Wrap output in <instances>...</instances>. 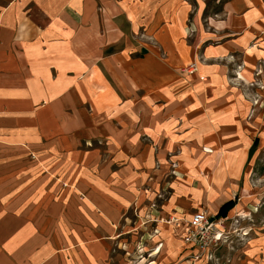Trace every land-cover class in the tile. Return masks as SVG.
<instances>
[{"label": "rangeland", "instance_id": "1", "mask_svg": "<svg viewBox=\"0 0 264 264\" xmlns=\"http://www.w3.org/2000/svg\"><path fill=\"white\" fill-rule=\"evenodd\" d=\"M183 2L188 13L170 18L166 30V19L151 27L141 16L133 35L124 33L137 50L105 51L114 58L109 77L92 65L118 103L106 109L111 98L95 107V89L85 80L91 97L82 112L58 115L73 128L49 136L42 157L49 171L55 167L57 196L71 193L60 219L65 212L83 225L86 202L98 222L100 199L107 200L115 218L108 220L107 264H264V32L258 36L264 2L243 35L237 21L227 34L233 20L222 16L225 0H204L202 12L196 0ZM230 39L244 47L224 51ZM187 55L200 58L203 73L185 66ZM244 71L246 79H239ZM226 116L232 121L222 124ZM212 141L216 146L208 148ZM228 200L232 219L221 243L195 258L196 249L184 241L189 215H216Z\"/></svg>", "mask_w": 264, "mask_h": 264}, {"label": "crops", "instance_id": "2", "mask_svg": "<svg viewBox=\"0 0 264 264\" xmlns=\"http://www.w3.org/2000/svg\"><path fill=\"white\" fill-rule=\"evenodd\" d=\"M203 1L196 0L201 12ZM225 1L222 16L233 20L227 34L237 30V21L243 35L252 14L263 10L256 5L264 0ZM187 13L183 0H0V264H107L108 220L115 219L107 200L100 199L98 222L83 202L89 214L83 225L74 224L64 197L71 193L57 196L55 167L49 171L42 156L49 136L73 128L58 115L82 112L91 97L84 84L92 65L101 67L102 76L110 73L114 58L106 50H137L139 44L123 35H133L141 16L151 19V27L154 19H166V30L170 18ZM105 33L114 35L110 42L96 38ZM234 42L223 50L234 54L244 47ZM60 210L67 212L63 219Z\"/></svg>", "mask_w": 264, "mask_h": 264}, {"label": "built area", "instance_id": "3", "mask_svg": "<svg viewBox=\"0 0 264 264\" xmlns=\"http://www.w3.org/2000/svg\"><path fill=\"white\" fill-rule=\"evenodd\" d=\"M231 212L224 215H208L203 211H194L187 220L188 229L184 237L186 244L196 249L195 258L207 257L210 248H216L222 241L225 226L231 221Z\"/></svg>", "mask_w": 264, "mask_h": 264}, {"label": "bare ground", "instance_id": "4", "mask_svg": "<svg viewBox=\"0 0 264 264\" xmlns=\"http://www.w3.org/2000/svg\"><path fill=\"white\" fill-rule=\"evenodd\" d=\"M201 26V29L202 31H204V28L202 26V24H200ZM263 30H261L260 28V33H258V36L259 35H262L263 34ZM248 53H246V57H248ZM186 67H196V71L198 73H203L204 72V67H203V64L200 60V58L198 56L195 57V59L190 56V55H187V58H186ZM190 70H193V69H190ZM189 70V71H190ZM246 72L244 71L243 73H239V76L238 78L239 79H246ZM87 83H89V85L95 89V92L93 93L92 95V98L90 99V101L92 103H94L95 107L97 108H100L101 106H103V103L104 101L106 100H109L112 98L111 101L107 102V104L105 105V108L106 109H110L111 107H113V105H115L116 103H118L120 101V98L118 96H113V92H112V89L111 87L103 81L100 73H99V70L96 68V67H93L89 70L88 72V75H87ZM222 120H220L219 122H221ZM232 119L231 117H228L226 116L224 118V121H222L221 123L222 124H225L226 122H231ZM221 125V124H219ZM216 146V143H213L212 142H209V144L207 145L208 148H212V147H215ZM157 252H153L152 254H156Z\"/></svg>", "mask_w": 264, "mask_h": 264}, {"label": "trees", "instance_id": "5", "mask_svg": "<svg viewBox=\"0 0 264 264\" xmlns=\"http://www.w3.org/2000/svg\"><path fill=\"white\" fill-rule=\"evenodd\" d=\"M234 202H232L231 200H228L226 202H224L218 209L216 215H224L227 210H229L231 207H233Z\"/></svg>", "mask_w": 264, "mask_h": 264}]
</instances>
